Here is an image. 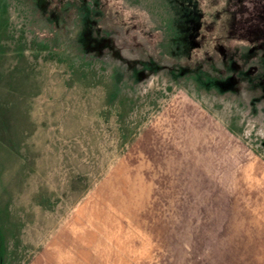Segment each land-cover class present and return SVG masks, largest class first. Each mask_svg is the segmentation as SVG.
<instances>
[{
	"label": "rangeland",
	"instance_id": "obj_1",
	"mask_svg": "<svg viewBox=\"0 0 264 264\" xmlns=\"http://www.w3.org/2000/svg\"><path fill=\"white\" fill-rule=\"evenodd\" d=\"M258 74L264 0H0V264H264Z\"/></svg>",
	"mask_w": 264,
	"mask_h": 264
},
{
	"label": "trees",
	"instance_id": "obj_2",
	"mask_svg": "<svg viewBox=\"0 0 264 264\" xmlns=\"http://www.w3.org/2000/svg\"><path fill=\"white\" fill-rule=\"evenodd\" d=\"M238 75H245L246 76V73L241 71V73H237L236 77ZM230 76H233V75L231 74L228 76L229 78L228 77L224 78V80H226V81L229 79V84L226 83L225 81H221V79H215V78H211L209 76H207L206 78L203 77V79L202 78H199V79L196 78V79L199 83H202V85L208 89L209 88L210 89L215 88L220 93H227V92H231V91L236 90L235 89L236 84L234 82H232L233 79H230ZM258 77L261 80H264V74H262V75L258 74Z\"/></svg>",
	"mask_w": 264,
	"mask_h": 264
}]
</instances>
